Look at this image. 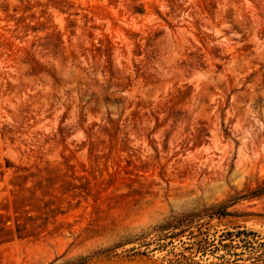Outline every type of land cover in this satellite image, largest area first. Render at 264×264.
<instances>
[{
  "label": "rangeland",
  "instance_id": "374dc122",
  "mask_svg": "<svg viewBox=\"0 0 264 264\" xmlns=\"http://www.w3.org/2000/svg\"><path fill=\"white\" fill-rule=\"evenodd\" d=\"M264 0H0V264H264Z\"/></svg>",
  "mask_w": 264,
  "mask_h": 264
},
{
  "label": "trees",
  "instance_id": "16d2710c",
  "mask_svg": "<svg viewBox=\"0 0 264 264\" xmlns=\"http://www.w3.org/2000/svg\"><path fill=\"white\" fill-rule=\"evenodd\" d=\"M264 192V189H259V190H256L254 193H256V194H261V193H263Z\"/></svg>",
  "mask_w": 264,
  "mask_h": 264
}]
</instances>
